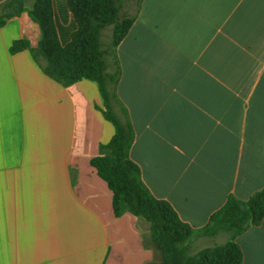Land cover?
<instances>
[{"label":"crops","instance_id":"1","mask_svg":"<svg viewBox=\"0 0 264 264\" xmlns=\"http://www.w3.org/2000/svg\"><path fill=\"white\" fill-rule=\"evenodd\" d=\"M121 6L134 18L115 52L130 157L150 192L202 230L229 196L248 201L264 188V0ZM53 8L66 46L77 23L67 0ZM40 38L27 12L0 27V264H162L149 223L115 216L91 164L116 132L99 86H63L30 49L11 53L14 41L35 49ZM192 239L198 252L231 236ZM236 242L242 264H264V220Z\"/></svg>","mask_w":264,"mask_h":264},{"label":"trees","instance_id":"2","mask_svg":"<svg viewBox=\"0 0 264 264\" xmlns=\"http://www.w3.org/2000/svg\"><path fill=\"white\" fill-rule=\"evenodd\" d=\"M121 2L67 0L77 29L66 46H62L59 39L53 0H34L30 9L22 0H7L1 6H15L17 9L6 15L0 14V27L27 12L39 26V44L32 49L29 41L16 40L11 53L30 49L45 75L63 86L84 79L99 86L104 101L103 115L113 123L116 132L109 143L100 146V153L91 164L113 193L115 216L130 212L149 223L152 241L161 255L162 264H242L243 251L236 238L264 220V188L248 201L229 196L223 208L212 215L210 223L197 231L180 219L169 202L150 192L142 180L139 166L130 157L134 132L128 112L117 96L120 71L115 52L131 29L134 18L121 17ZM108 28H112V37L111 46L106 48L104 32ZM109 49L114 54L113 63L109 60ZM220 228L231 231V239L226 244L207 247L193 255L187 253L186 243L197 233L214 235Z\"/></svg>","mask_w":264,"mask_h":264},{"label":"rangeland","instance_id":"3","mask_svg":"<svg viewBox=\"0 0 264 264\" xmlns=\"http://www.w3.org/2000/svg\"><path fill=\"white\" fill-rule=\"evenodd\" d=\"M32 1L33 0H22V3L26 7V6L30 5L32 3ZM16 9L17 8L15 6L9 7V8H5L4 6H1L0 7V14L6 15L8 13L16 12ZM111 37H112V28H108L104 32V45L106 48H109L111 46ZM109 60L111 63H113V61H114V54H113L112 50H110V49H109ZM112 67H113V70H115L114 65ZM220 229L225 230L229 234V236H231V231H229L228 229H225V228H220ZM199 234L204 235L202 233H199ZM192 240L193 239H191L190 241H188L186 243L187 251H188L187 253L189 255H193L196 253L195 252L196 247H195V244Z\"/></svg>","mask_w":264,"mask_h":264}]
</instances>
